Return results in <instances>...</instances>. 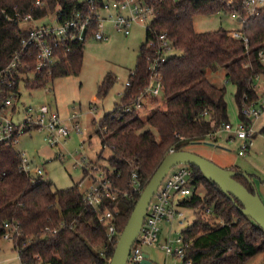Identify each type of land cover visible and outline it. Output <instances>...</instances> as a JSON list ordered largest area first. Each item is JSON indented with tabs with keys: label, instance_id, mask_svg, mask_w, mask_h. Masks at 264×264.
Wrapping results in <instances>:
<instances>
[{
	"label": "trees",
	"instance_id": "obj_1",
	"mask_svg": "<svg viewBox=\"0 0 264 264\" xmlns=\"http://www.w3.org/2000/svg\"><path fill=\"white\" fill-rule=\"evenodd\" d=\"M41 2L0 0V108L11 93L14 101L20 98L22 83L42 88L57 76L78 74L82 69L86 41L71 42L70 48L69 44L59 45V62L40 69L36 48L26 47L22 39L42 17L58 16L62 21L78 11H89L88 0ZM146 2L154 6L155 15L140 46L136 66L129 74L131 84L124 87L114 108L95 120L102 143L99 156L106 148L112 152L107 178L118 192L116 199L105 198L98 210L84 199L79 182L59 188L44 174L34 178L22 169V153L14 145H0V242L9 230L22 264L110 263L142 189L170 148L186 149L185 141L208 136L231 121L227 86L214 82L207 75L209 68H225L226 78L236 85L239 118L247 123L249 119L241 111L245 94L252 98L264 95L257 86V77L264 76V61L259 55L264 50V8L249 17L244 27L249 37L247 47L244 39L233 37L229 29L197 31L194 25L197 14L239 9L245 15L243 0ZM162 33H167L176 52L160 67L165 103L159 106V97L146 96L141 101L139 96L151 80L148 56L154 54ZM17 54L18 63L7 70ZM116 81L117 76L107 72L98 84V96H106ZM145 108L149 113L142 116ZM31 129L34 127L26 131ZM191 166L193 192L181 204L194 209L196 217L181 231L186 240H192L185 258L191 259L190 264H244L264 250V229L242 211L243 204L238 199L223 191L199 167ZM227 169L234 172L237 182L258 192L252 173ZM133 172L138 173L139 190L132 182ZM87 173L84 168V177ZM200 187L205 191H199ZM107 208L115 212L117 235L113 240H109L107 226L99 220V211Z\"/></svg>",
	"mask_w": 264,
	"mask_h": 264
},
{
	"label": "rangeland",
	"instance_id": "obj_2",
	"mask_svg": "<svg viewBox=\"0 0 264 264\" xmlns=\"http://www.w3.org/2000/svg\"><path fill=\"white\" fill-rule=\"evenodd\" d=\"M38 24L54 22L51 15L36 20ZM197 31L213 30L224 27L229 30L242 28V22L232 16L230 12L219 11L213 14H197L194 17ZM107 39L98 40L89 37L85 43L83 66L80 73L57 76L47 84L50 90L29 88L25 83L20 86V98L15 101L16 111L13 110L15 121H24L35 112L42 103H50L58 108L62 118L69 126L74 125L70 117L76 113L81 125V132L73 130L65 141L52 145L47 139V131L34 128L23 132L15 148L24 152L34 167L40 166L44 175L54 181L56 187H68L84 180V167L88 164L97 165L105 169L108 167V157L111 149L106 148L103 156H99L102 143L97 133L95 120L112 110L120 100L129 74L135 68L140 46L146 40L147 29L144 22H133L131 32L125 35L116 28L108 27ZM107 72H113L117 81L104 97L97 94L98 84ZM207 75L217 84H226L229 114L232 122L240 120L239 110L235 101L236 85L226 78L225 68H209ZM258 85L264 90V76L259 77ZM165 97L159 99L157 105L163 106ZM149 113L143 109L142 116ZM238 118V120H236ZM264 114L255 121L258 131L254 139L253 149L245 154L238 153L239 140H228L223 132L219 141L205 136L199 139L185 141L184 148L201 154L225 168H238L254 175L259 194L264 201ZM180 164L173 167L178 168ZM94 171H96L94 169ZM88 176V175H87ZM90 176V173H89ZM90 178V177H89ZM90 180V179H88ZM199 191L204 192L203 187ZM186 213L187 224L191 225L196 217L194 209L178 205ZM185 225L175 222H162V230L158 241L143 244V251L149 253L153 264H181L182 260L169 255L162 247L169 237L176 239ZM179 243H176L178 245ZM0 264H22L18 251L14 249L12 239L3 238L0 242ZM244 264H264V250L248 259Z\"/></svg>",
	"mask_w": 264,
	"mask_h": 264
},
{
	"label": "built area",
	"instance_id": "obj_3",
	"mask_svg": "<svg viewBox=\"0 0 264 264\" xmlns=\"http://www.w3.org/2000/svg\"><path fill=\"white\" fill-rule=\"evenodd\" d=\"M37 2L42 3L41 0H37ZM88 2L90 4L89 11H78L74 16L65 20L61 21L58 16H55L54 22L38 24L35 21V27L30 30L27 36L23 37L22 43L26 47L36 48L38 68H47L59 62V45L69 44L70 48L71 42H84L89 37L98 40L107 39L109 37L108 27L116 28V30L128 35L134 21L144 22L147 29L155 15L154 6L147 3L146 0H88ZM230 5L234 7V4ZM242 7L246 13L245 15L239 9H234L231 12L233 17L241 20L242 28L233 29L230 34L235 38H243L248 47L249 37L245 34L244 27L249 17L258 15L261 9L264 8V0H243ZM174 52L176 50L167 33H162L161 40L154 47V54L148 56L150 60L148 69L151 80L139 96V100L142 101L146 96H155L160 99L165 97L163 74L160 67L162 62H165ZM259 55L264 61V50H260ZM19 59L20 54H17L7 70L10 71L15 67ZM130 84V79H127L125 86ZM45 89L50 90L47 86ZM123 93L124 90H122L121 95ZM244 98L245 101L241 111L249 119V122L247 123L241 119L237 122L229 121L208 134L216 142L219 141L220 134L223 132L226 133L225 136L228 140H239L238 153L240 155L246 154L253 146L257 132L255 121L264 114V95L259 98H252L246 93ZM14 105L15 101L11 93L0 108V145H16L19 136L26 132L28 127L46 130L47 139L52 145L67 140L73 130L82 131L76 113L70 117L75 121L74 125L69 126L62 118L59 110L50 103H42L35 112L20 122L15 121L13 117ZM207 113L208 110L205 111V114ZM180 137L185 138V136ZM173 151H175V148L171 147L169 153ZM21 167L31 175L34 173V178L44 174L43 168L40 166L34 167L24 153H22ZM84 168L88 169V176L86 175L84 180L85 178L90 180L86 179L87 182L79 181V187L84 190V199L99 210L105 198L110 197L114 200L117 198L118 192L111 186L107 178L108 167L103 169L95 164H88ZM172 169L164 177L150 201L141 230L130 250L126 264H141L140 261L144 252L142 245L152 244L159 240L162 222L166 221L171 225L177 222L180 225H185V227L189 225L187 224L185 211L178 205L181 204V200L193 192L194 171L190 164L183 163L175 170ZM132 182L136 190L141 189L137 172H133ZM207 210L210 211V208ZM114 219L115 212L111 209L107 208L99 211V220L107 226L109 240H113L117 235ZM6 225L9 224L6 223ZM16 229H18V226ZM12 237L9 230L3 235V238L7 239H12ZM176 243L179 244L176 245ZM191 244L192 240H186L181 233L176 239L169 237L167 242L162 244V247L169 255L180 258L182 260L181 264H190L191 259L185 257Z\"/></svg>",
	"mask_w": 264,
	"mask_h": 264
},
{
	"label": "water",
	"instance_id": "obj_4",
	"mask_svg": "<svg viewBox=\"0 0 264 264\" xmlns=\"http://www.w3.org/2000/svg\"><path fill=\"white\" fill-rule=\"evenodd\" d=\"M190 164L199 167L205 175L211 177L228 195L238 199L244 213L253 217L264 229V201L259 192H251L244 184L237 182L234 172L220 166L211 159L188 149H179L166 155L151 179L141 192L129 220L121 232L114 254L109 264H126L128 255L141 230L150 201L169 170L178 164ZM33 177L35 176L32 173ZM141 264H153L149 253L144 251Z\"/></svg>",
	"mask_w": 264,
	"mask_h": 264
},
{
	"label": "crops",
	"instance_id": "obj_5",
	"mask_svg": "<svg viewBox=\"0 0 264 264\" xmlns=\"http://www.w3.org/2000/svg\"><path fill=\"white\" fill-rule=\"evenodd\" d=\"M123 90H124V88H123ZM58 109V108H57ZM16 110V109H15ZM60 112V111H59ZM239 118V117H238ZM238 118L236 119V120H238ZM77 119H78V116H77ZM258 134V131L256 132V134H255V137H256V135ZM226 137V136H225ZM254 145V144H253ZM253 149V146L248 150V152L247 153H249L251 150ZM20 152V151H19ZM21 153H24V152H21ZM246 153V154H247ZM25 154V153H24ZM245 155V154H244ZM244 171V170H243ZM245 172H248V171H245ZM259 192V191H258ZM264 192V191H263ZM171 227H172V225H171ZM149 259L150 260H152L151 258H150V255H149Z\"/></svg>",
	"mask_w": 264,
	"mask_h": 264
}]
</instances>
